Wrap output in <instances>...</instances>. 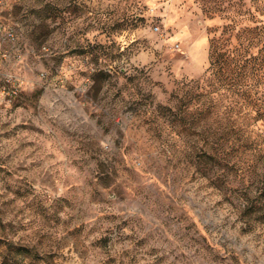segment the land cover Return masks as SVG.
<instances>
[{"label": "rangeland", "instance_id": "374dc122", "mask_svg": "<svg viewBox=\"0 0 264 264\" xmlns=\"http://www.w3.org/2000/svg\"><path fill=\"white\" fill-rule=\"evenodd\" d=\"M210 6L228 0H0V89L19 87L0 91V264L10 247L17 264H264V125L203 142L168 110L208 105L180 100L210 89ZM213 95L201 125L219 133Z\"/></svg>", "mask_w": 264, "mask_h": 264}, {"label": "trees", "instance_id": "16d2710c", "mask_svg": "<svg viewBox=\"0 0 264 264\" xmlns=\"http://www.w3.org/2000/svg\"><path fill=\"white\" fill-rule=\"evenodd\" d=\"M233 1L228 0L227 7L204 8L210 18L219 12L225 20L220 37L214 34L210 39V66L205 78L210 89L205 95L188 90L186 99L180 100L185 105L205 96L207 107L198 108L191 115L182 107L177 111L165 108L180 125L186 124L188 117L194 119V131L203 142H254L249 128L260 122L264 125V20H260V16H264V0H250L252 7H247L246 0ZM200 83H196V91L204 89ZM213 94H220L226 100L219 133L211 126L201 125L202 117L209 118L215 113ZM206 154L212 162L214 156ZM11 250L10 247L3 264L20 262ZM22 250L19 248L16 253Z\"/></svg>", "mask_w": 264, "mask_h": 264}, {"label": "built area", "instance_id": "2783aa9c", "mask_svg": "<svg viewBox=\"0 0 264 264\" xmlns=\"http://www.w3.org/2000/svg\"><path fill=\"white\" fill-rule=\"evenodd\" d=\"M4 31L5 30L3 28V24L0 20V39H1L2 35L4 34ZM7 35L11 40H15L14 31L7 32ZM0 56H1V51H0ZM0 91L2 94L16 95L19 91V87H18L17 83H15L13 80L7 79L4 81Z\"/></svg>", "mask_w": 264, "mask_h": 264}]
</instances>
